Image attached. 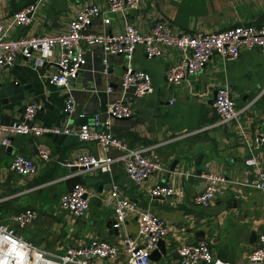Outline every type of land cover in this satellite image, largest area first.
I'll use <instances>...</instances> for the list:
<instances>
[{"label":"crops","instance_id":"0c3cea01","mask_svg":"<svg viewBox=\"0 0 264 264\" xmlns=\"http://www.w3.org/2000/svg\"><path fill=\"white\" fill-rule=\"evenodd\" d=\"M35 1L2 0L0 18L8 21L13 11ZM84 3L108 7L107 0H41L30 22L12 26L8 34L18 37L65 32ZM159 19L169 22L173 32L217 31L236 24L264 23V0H138L137 7L128 12V20L140 31H147ZM123 28L124 20L117 12L110 13L107 24L95 18L88 26L89 30L109 32ZM178 53L176 46L165 47L158 57H147L142 46L134 50L132 65L150 73L153 90L130 96L127 101L133 109L132 116L114 119L112 128L132 147L150 146L147 154L164 169L153 171L137 184L126 176L122 163L116 162L109 172L111 184L117 182L120 194L167 220L169 233L162 238L166 253L160 252L153 259L156 264L175 260L179 243H193L201 238L208 240L216 257L229 264H264L248 258L264 229V193L242 184L254 173L253 167L244 163L250 153L249 145L264 167V48L243 47L240 55L231 60L214 54L200 71L172 85L166 81L165 70L176 62ZM102 56L99 44L88 47L86 64L70 82L76 99V110L70 116L63 111L66 89L47 81V75L57 67L58 46L53 48L51 60L45 65H35L31 59L18 56L13 65L0 69V82L16 81L26 86L23 98L7 105L10 119H20L29 102L40 104L34 122L44 125L81 123L85 118L78 113L89 117L96 111L104 112L109 101L120 97L125 58L121 54L108 55L104 71ZM220 85L230 87L236 106L242 109L238 122L248 142L235 120L205 127L217 118L212 102ZM195 129L200 130L190 132ZM45 134L0 132V136L11 137L9 146H0V220L6 221L11 212L36 208L39 217L25 226L29 227L25 238L43 250L57 251L52 253H61L66 245L81 244L91 237L120 241L123 232L107 226L114 217L113 205L106 200L111 185L100 171L75 172L86 180L89 190L90 202L84 215L74 217L58 205L59 195L67 190L63 177L69 173L70 163L80 154L101 155L100 145L78 137L72 142L56 143ZM38 146L51 147L48 160L38 157ZM110 152L116 154L115 149ZM16 153L31 156L38 166L36 172L21 175L12 171L9 164ZM202 156L206 161L197 164ZM174 161H177L175 169L169 173ZM197 167L228 179L219 184L216 197L207 207L193 201L203 187L202 178L194 174ZM98 183L104 184L100 191ZM156 183L173 185L176 193L165 197L150 195L149 189ZM126 228L130 234L136 233L134 212L128 214ZM18 230L22 232V228ZM125 260L126 253L122 250L108 264H124Z\"/></svg>","mask_w":264,"mask_h":264},{"label":"built area","instance_id":"2783aa9c","mask_svg":"<svg viewBox=\"0 0 264 264\" xmlns=\"http://www.w3.org/2000/svg\"><path fill=\"white\" fill-rule=\"evenodd\" d=\"M41 0L31 2L13 11L8 21L0 18V69L11 66L18 56L31 59L35 65L47 64L53 55V48L58 46L59 59L56 70L47 75V81L66 89L63 111L68 116L76 110V99L71 90V80L76 78L87 62L89 46L99 44L103 51V70L110 54H121L125 58L124 71L120 82V97L107 103L104 112L96 111L89 117H84L81 123L67 122L64 125H44L34 122V117L40 107L37 102L27 103L18 120L10 124L0 122V132L8 131L11 135L32 134L43 135L46 132L75 134L81 141H95L102 150L101 155L84 153L78 155L70 163L84 167L79 170L111 172L116 162L122 163L126 176L140 184L153 171L164 169L163 165L147 154L150 146L132 147L117 136L112 128L114 119L132 116L133 109L127 101L130 96H141L153 90L150 73L132 65L134 50L142 46L147 57H158L165 47L176 46L178 57L174 64L165 70V78L169 84L180 83L185 77L200 71L214 54L224 60L235 59L241 49L264 48V23H242L232 25L217 31L173 32L169 22L159 19L147 30L140 31L128 20V12L137 7L138 0H107L108 7L102 8L97 3H84L76 11L69 22L68 30L57 34H35L11 37L8 34L12 26L26 25L30 22ZM2 0H0V5ZM117 12L124 20V28L118 32L107 30H89L93 19L101 18L104 24L109 23L110 13ZM172 102V100H170ZM213 109L217 118L205 127L224 125L237 121L242 111L236 106L235 97L228 85L216 88L213 98ZM195 129L190 132L198 131ZM242 137L248 142L247 134L241 131ZM10 136H0V146H9ZM249 145V143H248ZM249 145L250 153L244 158L245 165L252 166L254 173L249 181L242 184L256 188L264 193V167ZM116 150V154L110 151ZM52 149L49 146H38V157L48 160ZM9 167L15 173L28 175L35 173L38 166L31 157L21 153L13 155ZM166 169V168H165ZM203 180L202 189L194 196L195 204L207 207L216 197L219 184L228 179L219 173L202 171L199 174ZM64 178V177H63ZM176 193L173 185L156 183L149 189L153 196H172ZM106 200L113 205L114 217L112 228L122 231L118 240L104 237H91L81 244L66 245L62 253H52L36 246L27 240L18 229L34 223L39 217V211L26 207L6 216V221L0 220V264H108L115 259L120 251L126 253L125 264H156L150 257L151 251L157 247L160 238L169 233L167 220L156 212L138 207L135 200L120 194L119 184L112 182ZM90 195L85 184H75L71 190H65L59 195L58 205L74 217L84 215L89 207ZM135 213L136 233L130 234L126 228L128 214ZM178 257L164 264H229L216 257L205 238L193 243L181 242L176 247ZM248 258L251 261L264 263V229L258 234V243L253 247Z\"/></svg>","mask_w":264,"mask_h":264},{"label":"water","instance_id":"95a60500","mask_svg":"<svg viewBox=\"0 0 264 264\" xmlns=\"http://www.w3.org/2000/svg\"><path fill=\"white\" fill-rule=\"evenodd\" d=\"M24 88H26L25 85H20L18 82L16 81H2L0 82V122L4 123V124H10L12 123V119H10L9 115H8V110L9 107L7 106L9 103L11 102H15L17 100H20L23 98V90ZM84 121V119H83ZM45 135L48 136H52L54 141L56 143H60V142H72L74 139L77 138V135L71 133V134H63V133H46ZM260 136V135H259ZM206 158L205 157H200L197 160V164H199L200 162H205ZM177 161H174L169 169V173H171V171H173L175 169V165H176ZM79 169H84V167L81 166H77V165H70L68 168L69 173L64 177L63 181L65 184V187L67 190H71L73 188V186L75 184H85L86 180L84 178H82L81 174L79 173H75L77 170ZM205 169V167H197L194 170V174L195 175H199L203 170ZM101 176L108 180V184L109 186L111 185V177L108 171H101ZM98 190L100 191L101 186H104L103 183H98ZM111 222L112 220H109L107 223V226L110 227L111 226ZM112 227V226H111ZM160 252L162 254L166 253V249L164 247V243L162 238H160L157 242V247L151 251L150 257L152 259H154L156 256H158L160 254Z\"/></svg>","mask_w":264,"mask_h":264},{"label":"rangeland","instance_id":"374dc122","mask_svg":"<svg viewBox=\"0 0 264 264\" xmlns=\"http://www.w3.org/2000/svg\"><path fill=\"white\" fill-rule=\"evenodd\" d=\"M28 228H29V227H24V228H22V230H21V231H22V235H23L24 237H26L25 235L27 234L26 231L28 230ZM27 232H28V231H27ZM47 250H48V251H54L53 249L51 250V248H48ZM55 251H56V250H55ZM55 251H54V252H55ZM56 252H57V251H56ZM62 252H63V251H62ZM62 252H61V253H62ZM125 262H126V261H125ZM124 264H125V263H124Z\"/></svg>","mask_w":264,"mask_h":264},{"label":"bare ground","instance_id":"6f19581e","mask_svg":"<svg viewBox=\"0 0 264 264\" xmlns=\"http://www.w3.org/2000/svg\"><path fill=\"white\" fill-rule=\"evenodd\" d=\"M42 264H44V262H42Z\"/></svg>","mask_w":264,"mask_h":264}]
</instances>
